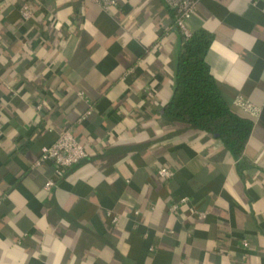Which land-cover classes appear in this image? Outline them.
Here are the masks:
<instances>
[{
    "label": "crops",
    "instance_id": "0c3cea01",
    "mask_svg": "<svg viewBox=\"0 0 264 264\" xmlns=\"http://www.w3.org/2000/svg\"><path fill=\"white\" fill-rule=\"evenodd\" d=\"M115 2L0 0V264H264V0H200L188 21L253 122L240 160L164 117L183 38L173 13ZM64 130L87 158L56 179L34 163Z\"/></svg>",
    "mask_w": 264,
    "mask_h": 264
},
{
    "label": "trees",
    "instance_id": "16d2710c",
    "mask_svg": "<svg viewBox=\"0 0 264 264\" xmlns=\"http://www.w3.org/2000/svg\"><path fill=\"white\" fill-rule=\"evenodd\" d=\"M211 36L202 31L182 38L174 74V90L164 117L216 136L240 160L253 128L252 120L233 109L221 93L205 61Z\"/></svg>",
    "mask_w": 264,
    "mask_h": 264
},
{
    "label": "built area",
    "instance_id": "2783aa9c",
    "mask_svg": "<svg viewBox=\"0 0 264 264\" xmlns=\"http://www.w3.org/2000/svg\"><path fill=\"white\" fill-rule=\"evenodd\" d=\"M101 7L102 10L108 12L112 9L116 2L115 0H91ZM164 5L174 16V27L177 29L184 39L191 37V32L188 28V21L194 15L196 7L200 0H162ZM22 19H29L32 17L30 7L24 4L19 10ZM264 14V7L262 8ZM245 111L254 113L255 109L248 104H240ZM87 158V151L82 146L69 130L60 132L56 140L40 149V155L35 161L34 166L38 167L42 163L50 162L54 166V176L56 179H61L65 171L76 166L82 160ZM157 175L163 179L168 180L173 177V171L168 168H161ZM55 185L53 180H49L45 185V190L48 191ZM187 199H182L185 203ZM172 211L177 209L176 205H171ZM199 218H203L204 214H198ZM116 219L114 218L113 221Z\"/></svg>",
    "mask_w": 264,
    "mask_h": 264
},
{
    "label": "water",
    "instance_id": "95a60500",
    "mask_svg": "<svg viewBox=\"0 0 264 264\" xmlns=\"http://www.w3.org/2000/svg\"><path fill=\"white\" fill-rule=\"evenodd\" d=\"M216 137V136H215Z\"/></svg>",
    "mask_w": 264,
    "mask_h": 264
}]
</instances>
